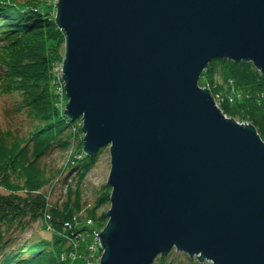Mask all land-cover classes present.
<instances>
[{"label":"water","instance_id":"water-1","mask_svg":"<svg viewBox=\"0 0 264 264\" xmlns=\"http://www.w3.org/2000/svg\"><path fill=\"white\" fill-rule=\"evenodd\" d=\"M64 115L109 147L99 264H264V142L199 79L214 60L264 77V0H57ZM111 145V146H110Z\"/></svg>","mask_w":264,"mask_h":264},{"label":"trees","instance_id":"trees-1","mask_svg":"<svg viewBox=\"0 0 264 264\" xmlns=\"http://www.w3.org/2000/svg\"><path fill=\"white\" fill-rule=\"evenodd\" d=\"M64 41L55 22L52 1L0 0V93L19 94L31 123L25 137L0 130V190L4 192H0V264H66L62 258L74 251L73 239L80 233L76 227L81 202L79 185L97 156H84L82 138L78 141L79 147L68 156L66 165L77 171L78 182L75 188L66 189L67 200L60 208L47 205L43 193L53 185L60 170L50 175L38 166L39 159L50 149H67L65 130L75 124L64 116L52 85L54 66L63 61ZM216 75L222 85L216 84ZM199 86H207L211 94L233 95L234 104L223 103V114L239 124L253 126L264 142V77L250 63L214 60L203 72ZM62 137L66 140L62 141ZM108 201L105 189L100 202L89 211L96 228L106 225L105 212L97 216L96 210ZM25 219L40 220L44 230L51 229L50 239L11 247L10 238L4 234L12 227L23 231ZM154 262L168 264V259L157 258ZM187 263L194 264L190 258Z\"/></svg>","mask_w":264,"mask_h":264},{"label":"rangeland","instance_id":"rangeland-1","mask_svg":"<svg viewBox=\"0 0 264 264\" xmlns=\"http://www.w3.org/2000/svg\"><path fill=\"white\" fill-rule=\"evenodd\" d=\"M50 1L53 2L55 8L57 0ZM62 51L63 55H65V41L62 47ZM62 64L63 61L54 66L55 83L52 81V85L54 93L58 97L59 107L64 113L66 105L68 104V99L65 95L64 83L61 80ZM214 80L216 84L222 85L221 78L218 75L215 76ZM199 87L201 89L209 90L207 86L205 88L201 86ZM211 96L221 112V107L223 106V103L225 101H227L229 104H234L235 97L233 95H224L222 92H213ZM22 101L23 98L17 93L5 95L0 93V130L9 131L12 135L18 137H25L31 130V123L27 118L26 110L22 107ZM224 116L226 117V119H231L226 115ZM74 123V125L65 130L64 136H66V139L69 140L67 149L60 150L58 147H54L47 151L45 155L38 161V166L41 169H44L47 174L53 175L55 172L60 170L59 175H55L53 181L51 182V185L52 183L53 185L48 187V189L45 188L43 190V193L47 196V205L51 207L57 206L60 208L61 205L64 204L67 200L66 189L69 186L72 189L75 188L76 183L78 182V180L76 179L77 171H75V169H72V167L66 168L68 156L77 150V147H79L80 144V142L78 141L83 138V134L81 132V119L76 120ZM64 139L62 137L61 140L63 141ZM81 151L83 153V148H81ZM79 156L76 155V157ZM95 156H97L95 164L88 171L83 181L79 185L81 191V202L80 211L77 213L76 227L78 228V230H80V233L77 235L76 239H73L74 251L71 252L68 256L62 258V260L65 261L66 264H99L102 255V250L99 244V237L96 235L100 234L106 225L104 226V228H96L95 226H93L92 220L88 216V214L89 211L97 206L98 202H100L105 193V189H108V195L110 198L111 189L106 185L110 171L109 147H105L99 150ZM0 192L4 193L1 190ZM109 209L110 202L108 201L106 205L97 208L96 214L97 216H99L101 212H105V214H107ZM78 221H80V225L78 224ZM23 224H25V228L23 231L12 227L7 233L4 234L6 238H10L11 247L16 248L22 244H26L29 242L50 239L49 232H51V229L46 228L44 230L43 223H41L40 220L30 221L29 219H25L23 220ZM158 258L162 257L159 256ZM165 258L168 259V264H188L187 259L189 257L183 253L173 250L170 255ZM191 260H193L194 264H209L208 262L199 263L193 258Z\"/></svg>","mask_w":264,"mask_h":264},{"label":"built area","instance_id":"built-area-1","mask_svg":"<svg viewBox=\"0 0 264 264\" xmlns=\"http://www.w3.org/2000/svg\"><path fill=\"white\" fill-rule=\"evenodd\" d=\"M62 80V79H61Z\"/></svg>","mask_w":264,"mask_h":264}]
</instances>
